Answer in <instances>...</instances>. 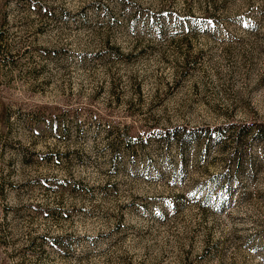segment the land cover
Returning <instances> with one entry per match:
<instances>
[{
  "label": "rangeland",
  "instance_id": "obj_1",
  "mask_svg": "<svg viewBox=\"0 0 264 264\" xmlns=\"http://www.w3.org/2000/svg\"><path fill=\"white\" fill-rule=\"evenodd\" d=\"M0 264H264V0H0Z\"/></svg>",
  "mask_w": 264,
  "mask_h": 264
}]
</instances>
